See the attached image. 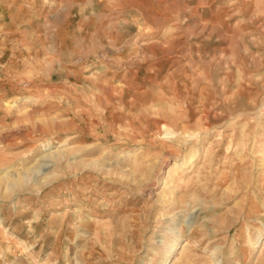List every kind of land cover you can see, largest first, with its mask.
I'll return each mask as SVG.
<instances>
[{
  "label": "rangeland",
  "instance_id": "1",
  "mask_svg": "<svg viewBox=\"0 0 264 264\" xmlns=\"http://www.w3.org/2000/svg\"><path fill=\"white\" fill-rule=\"evenodd\" d=\"M175 257L264 264V0H0V264Z\"/></svg>",
  "mask_w": 264,
  "mask_h": 264
},
{
  "label": "bare ground",
  "instance_id": "2",
  "mask_svg": "<svg viewBox=\"0 0 264 264\" xmlns=\"http://www.w3.org/2000/svg\"><path fill=\"white\" fill-rule=\"evenodd\" d=\"M187 243L184 244V246L186 245ZM176 260V257L170 262V264H174V261Z\"/></svg>",
  "mask_w": 264,
  "mask_h": 264
}]
</instances>
